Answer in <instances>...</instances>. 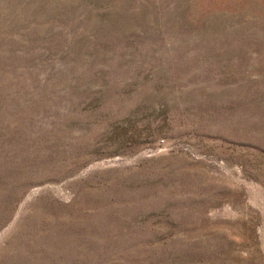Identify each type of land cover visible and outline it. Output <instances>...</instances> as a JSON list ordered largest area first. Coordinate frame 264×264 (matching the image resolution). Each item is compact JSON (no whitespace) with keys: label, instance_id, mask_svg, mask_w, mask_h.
Wrapping results in <instances>:
<instances>
[{"label":"rangeland","instance_id":"374dc122","mask_svg":"<svg viewBox=\"0 0 264 264\" xmlns=\"http://www.w3.org/2000/svg\"><path fill=\"white\" fill-rule=\"evenodd\" d=\"M0 264H264V0H0Z\"/></svg>","mask_w":264,"mask_h":264}]
</instances>
